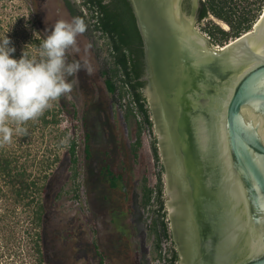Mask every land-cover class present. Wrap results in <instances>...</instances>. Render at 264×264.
Wrapping results in <instances>:
<instances>
[{"label":"water","instance_id":"95a60500","mask_svg":"<svg viewBox=\"0 0 264 264\" xmlns=\"http://www.w3.org/2000/svg\"><path fill=\"white\" fill-rule=\"evenodd\" d=\"M131 2L180 263L264 264V11L215 49L200 0Z\"/></svg>","mask_w":264,"mask_h":264},{"label":"trees","instance_id":"16d2710c","mask_svg":"<svg viewBox=\"0 0 264 264\" xmlns=\"http://www.w3.org/2000/svg\"><path fill=\"white\" fill-rule=\"evenodd\" d=\"M199 18L209 12L227 22L230 31L213 24L210 32L223 43L252 29L257 13L245 11L237 16L232 11V0H203ZM29 13L14 17L0 4V37L8 35L12 57L25 55L39 58V45L48 36L39 26L33 0H27ZM73 18L85 24L84 34L93 41L100 73L107 92L122 111L130 130L135 125L134 156L147 159L142 183V206L152 214L149 230L153 236L155 258H165V264H180V256L166 218L169 216L164 175L157 135L153 134L154 120L146 93V62L144 42L131 0H64ZM264 4V0H262ZM244 8V5H242ZM261 9V7H260ZM70 80V78H68ZM72 83V82H71ZM71 93L53 101L42 116L21 125L23 133L13 134L7 144H0V264H52L45 252L44 223L48 212L45 196L49 190L51 172L61 161L60 149L70 129L67 154L70 158L72 178L79 164L78 127L87 126L84 110L80 109ZM66 122V123H65ZM15 128L16 125H10ZM148 151L146 150V136ZM147 132V133H148ZM81 150L85 160L92 158L90 133L85 132ZM81 149V148H80ZM116 163L111 173L124 178V149L118 143ZM105 169V168H104ZM172 240L169 255L163 256L162 243ZM90 250L94 257L105 255L97 244Z\"/></svg>","mask_w":264,"mask_h":264},{"label":"rangeland","instance_id":"374dc122","mask_svg":"<svg viewBox=\"0 0 264 264\" xmlns=\"http://www.w3.org/2000/svg\"><path fill=\"white\" fill-rule=\"evenodd\" d=\"M35 14L39 26L47 35L50 34L54 25L60 21H73L62 0H33ZM0 4L6 9V13L11 16L19 17L29 13V4L27 0H0ZM214 23L213 20H209ZM203 25L207 22L203 20ZM198 30L203 31V26L198 25ZM208 27V26H207ZM234 39V38H233ZM77 47L79 53L76 54L70 48L68 50L69 61L80 60L86 62L88 67L92 68V74L88 75L83 67L75 77H69L73 89L70 92L71 98L77 103L78 107L84 110L87 119V126L82 124L78 127L76 135L79 138V164L77 175L73 179L70 158L67 154L68 137L73 130L70 129L65 138L64 145L60 149L61 161L56 164L51 172L49 180V190L45 196V203L48 209L44 223V246L45 252L52 264H91L99 263L100 259L94 257V252L90 250L92 244H97L100 249H104L105 259L109 264H133L135 259L131 260L128 252V243L125 242L124 229L119 226L117 219H114V230L109 229L107 225L106 209L108 206L102 200L101 189L98 183L102 180L98 178L99 167L104 166L112 168L114 166L115 155H117L118 143L120 140L130 141L135 138V125L126 133L122 111L113 105V114L110 108L112 96L107 92L104 79L100 73L99 64L91 40L84 34L77 37ZM106 106V112L104 110ZM66 123V122H65ZM90 133L92 158L86 161L82 153L85 132ZM153 133L157 135L155 125ZM146 150L148 151V141L146 140ZM160 146V145H159ZM111 154V155H110ZM161 154V150H160ZM162 159V155H161ZM84 172L83 186L85 187L88 200H92L93 211L89 205L90 213H83L76 209L71 200L80 189L82 182L79 177V171ZM119 184V178L112 173L107 176L104 184L106 185L107 196H117L119 186L109 189V178H112ZM166 183V175H163ZM112 182V180H111ZM166 189V188H165ZM100 190V191H99ZM90 197V199H89ZM168 207V204H167ZM116 204H114L111 214H115ZM120 209V208H119ZM92 212H94L92 214ZM95 221L92 219V216ZM103 252V251H102ZM93 253V255H92ZM155 252L150 255V260L155 259Z\"/></svg>","mask_w":264,"mask_h":264},{"label":"clouds","instance_id":"9594fccd","mask_svg":"<svg viewBox=\"0 0 264 264\" xmlns=\"http://www.w3.org/2000/svg\"><path fill=\"white\" fill-rule=\"evenodd\" d=\"M86 30L79 18L60 20L39 45V58L23 55L15 59L8 35L0 37V144L10 143L15 133L26 131L21 125L42 116L53 101L69 94L75 77L83 67L92 68L80 60L69 61L68 50L79 53L78 35ZM16 125L15 128L10 125Z\"/></svg>","mask_w":264,"mask_h":264},{"label":"crops","instance_id":"0c3cea01","mask_svg":"<svg viewBox=\"0 0 264 264\" xmlns=\"http://www.w3.org/2000/svg\"><path fill=\"white\" fill-rule=\"evenodd\" d=\"M129 131L130 130H127L126 133L129 134ZM134 140L135 138L130 141L125 139L123 141L120 140L124 149V161L119 163V169H124L125 177L119 178V184L113 177L109 178V183L107 182L109 189L119 186V194L116 198L117 202L115 201V196H107L108 191L105 189L106 185L104 184V180L107 179V176H112V169L110 166L107 167V171L104 170V166L99 167L98 178L102 180V182L100 181L98 186L103 195L102 200L104 204L108 206V209H106V223L109 229L114 230L115 223L113 220L117 219L119 226H122L124 229V239L125 242L128 243L129 257H131V260L135 259L133 264H142L143 262L141 260L142 258L144 259L145 251H147V257H150V255L154 253V244L153 236L149 230L152 214L148 209H144L142 206L143 197L141 187L147 169V159L141 154L139 157L134 156L132 151ZM113 162L116 163V158ZM91 202L92 200L90 199V205L93 211V203ZM114 204H116L118 209H116L115 214H111ZM93 213L94 212H92V214ZM90 217L95 221L93 215ZM145 248L147 250H144ZM102 251L104 254V249H102Z\"/></svg>","mask_w":264,"mask_h":264},{"label":"built area","instance_id":"2783aa9c","mask_svg":"<svg viewBox=\"0 0 264 264\" xmlns=\"http://www.w3.org/2000/svg\"><path fill=\"white\" fill-rule=\"evenodd\" d=\"M242 5H244V8L242 7ZM231 6H232V9H233L232 11H234L235 16L242 14L246 10L250 11V13H257V14L259 13L257 19L253 23V26L259 20L262 12L264 11V4H262V0H232ZM260 7H261V9H260ZM210 19L213 20L214 23H210L209 22ZM204 20L207 22L208 27L203 25L204 28H203L202 33L209 37V39L211 41V46L213 48L219 49L220 47L224 46L225 44H227L230 41L235 39V38L234 39L230 38L228 41H224L223 43L217 41L214 38V35L210 32V28L212 27V25L213 24L218 25L225 31H230V29H231L230 25L227 22H225L224 20L215 17L212 12H209L208 16ZM253 26H252V28H253ZM147 132L145 133V136H146V140L148 141L149 132L148 133ZM78 174L80 177L79 180H81V182L82 181L83 182H82L80 189L77 190L76 195L73 196L71 203L73 204V206L76 209L81 210L83 213L89 214L90 213V209H89L90 208L89 207L90 202L88 200L85 187L83 186L84 172L82 171V169H80ZM166 221L169 223L170 228H171L169 216L166 218ZM162 246H163V256L167 257L169 255V249L172 247V240L169 239L168 241L163 242ZM91 264H95V263H91ZM96 264H109V263L104 258V259L100 260L99 263H96ZM151 264H165V258H163V259L155 258L154 260L151 261Z\"/></svg>","mask_w":264,"mask_h":264},{"label":"flooded vegetation","instance_id":"af4514ba","mask_svg":"<svg viewBox=\"0 0 264 264\" xmlns=\"http://www.w3.org/2000/svg\"><path fill=\"white\" fill-rule=\"evenodd\" d=\"M63 1V3H64V0H62ZM78 1V0H77ZM193 2H194V0H182V12H183V14L186 16H189L190 15V13H191V9H192V6H193ZM203 3H204V1L203 0H200V6H199V8H198V11H197V16H196V25H201L202 24V26H203V20L205 19V18H202V19H200L199 18V15H200V9H201V7H203ZM64 5H65V3H64ZM65 7H66V5H65ZM66 9H67V11L69 12V10H68V8L66 7ZM69 14H70V12H69ZM70 16H71V14H70ZM72 17V16H71ZM73 18V17H72ZM74 19V18H73ZM91 43H92V45H93V41H91ZM94 48V47H93ZM146 76V75H145ZM114 103V100H113V98H111V102H110V107H111V104L112 105H114L113 104ZM106 106H105V104H104V110H105V112H106ZM159 141V140H158ZM163 162V161H162ZM163 166H164V162H163ZM164 173H165V175H166V170H165V167H164ZM166 195L168 196V200H167V203H168V205L170 204V202H171V200H172V197L169 195V193H168V191L166 190ZM169 208H170V205H169ZM168 213H169V218H170V223H171V217H170V209H168ZM172 231V230H171ZM172 236H173V234H172ZM176 244V243H175ZM176 247H177V245H176ZM144 250H147L146 248L144 249ZM146 252L147 251H145V256H144V259L142 258V264H151V260H150V258L149 257H147L146 256ZM82 262V260H79V262H78V264L79 263H81ZM181 264V263H180Z\"/></svg>","mask_w":264,"mask_h":264}]
</instances>
